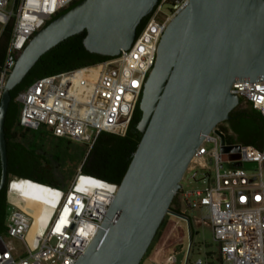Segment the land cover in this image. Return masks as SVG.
Here are the masks:
<instances>
[{
  "label": "built area",
  "instance_id": "obj_1",
  "mask_svg": "<svg viewBox=\"0 0 264 264\" xmlns=\"http://www.w3.org/2000/svg\"><path fill=\"white\" fill-rule=\"evenodd\" d=\"M79 1L0 0V35L12 23L0 67V98L30 39ZM187 5L188 0H158L128 50L94 65L36 80L15 99L20 105L18 126L81 144L87 154L101 133L124 137L155 64L162 35ZM230 92L264 121V81L233 83ZM221 136L225 147L238 150L221 153ZM205 145L212 147L206 149ZM233 155L238 159L230 160ZM245 164H255V168H244ZM186 175L200 187L184 190L181 185L177 208H173L178 213H172L200 214L199 221L207 222L218 246V264H264V145L256 149L226 141V134L217 126L195 151ZM23 180L12 177L7 183L6 237L0 236V264H75L100 230L118 185L84 175L80 169L65 192L25 180L49 198H57L43 229L28 241L34 218L20 208L25 202L12 191ZM29 200L38 204L35 198ZM7 239L19 243V248ZM152 264H176V258L156 256ZM184 264H189L188 258ZM193 264L216 262L206 258Z\"/></svg>",
  "mask_w": 264,
  "mask_h": 264
},
{
  "label": "water",
  "instance_id": "obj_2",
  "mask_svg": "<svg viewBox=\"0 0 264 264\" xmlns=\"http://www.w3.org/2000/svg\"><path fill=\"white\" fill-rule=\"evenodd\" d=\"M157 3L81 0L30 39L0 98V191L12 178L7 173L4 134L10 92L44 54L82 32L83 46L91 54L113 58L128 50ZM260 81H264V0H188L162 35L144 84L137 126L142 137L100 230L75 264H140L167 215L186 224L187 259L190 220L172 213L170 205L204 137L239 106V98L230 92L232 84ZM221 144V153L238 150L225 147L222 136Z\"/></svg>",
  "mask_w": 264,
  "mask_h": 264
},
{
  "label": "trees",
  "instance_id": "obj_3",
  "mask_svg": "<svg viewBox=\"0 0 264 264\" xmlns=\"http://www.w3.org/2000/svg\"><path fill=\"white\" fill-rule=\"evenodd\" d=\"M79 2L69 6L59 15L67 12ZM146 19L142 20L137 32L146 22ZM11 31L12 23L7 25L0 35V67L3 63ZM84 37L85 32H82L66 39L48 51L38 60L22 82L10 92L11 100L4 123L7 173L9 176L62 189L72 181L77 170L80 169V172L84 175L108 183L120 184L131 161L132 154L142 137L137 129L141 119L139 102L126 135L118 137L101 133L88 154L86 150L75 147L73 142L56 139L43 130H23L18 126L20 105L15 99L19 93L36 80L94 65L107 59L87 52L83 46ZM219 127L226 134V141L237 142L256 149H260L264 145V121L259 113L243 101H240L239 106L229 114V119L220 124ZM176 204L177 200L174 197L170 205L171 212L178 213L172 208ZM6 210V189H2L0 191V236L6 234ZM175 221L173 217L165 216L147 253L151 250L153 244L162 249L165 254L174 253L181 247L186 248L187 228L185 225L183 227L176 225ZM189 234L193 241V237L197 233L193 232L191 221ZM207 256H212V254L209 253ZM216 261L217 263L220 262L219 255Z\"/></svg>",
  "mask_w": 264,
  "mask_h": 264
},
{
  "label": "rangeland",
  "instance_id": "obj_4",
  "mask_svg": "<svg viewBox=\"0 0 264 264\" xmlns=\"http://www.w3.org/2000/svg\"><path fill=\"white\" fill-rule=\"evenodd\" d=\"M75 147L78 148H83L81 144L74 143ZM206 149H210L212 146L211 145H205ZM78 171V170H77ZM191 175H184L181 185L184 190H194L196 188H199L200 185L199 183L195 182L194 180L191 179ZM71 182L68 183V185L65 188H62V191H66L68 189V186L70 185ZM176 200H179L178 195L175 196ZM31 207L36 210L37 206L35 204H31ZM172 208H177V204L174 205ZM184 216L189 218L191 223H192V228L193 232H196L197 235L193 237V241L191 242V248L188 256V262L189 264L195 263L197 259H201L203 262L206 261V258L213 260L217 263V258H218V246L217 244L213 241V236L211 233V229L208 226L207 222L205 221L204 223H201L199 220L201 219L200 214L198 213H192V212H184ZM175 224L183 227L184 222H181L177 218H174ZM3 237H6V234L2 235ZM7 241L10 243L11 246H14L16 248H19V243H17L14 240L7 239ZM185 245L186 248H179L176 252L174 253H163L162 249H159L157 245L153 244L151 250L144 256L142 262L140 264H152L154 258L156 256H160L161 258L168 256V255H175L176 258V264H184L186 260V253H187V246H188V238H185ZM212 254V256H207V254Z\"/></svg>",
  "mask_w": 264,
  "mask_h": 264
},
{
  "label": "bare ground",
  "instance_id": "obj_5",
  "mask_svg": "<svg viewBox=\"0 0 264 264\" xmlns=\"http://www.w3.org/2000/svg\"><path fill=\"white\" fill-rule=\"evenodd\" d=\"M24 181L25 180L21 183L13 185L12 191H14L13 194L16 197L23 198L25 202V205L20 208L34 218V223L28 235V241H31L33 236L40 232L47 223L52 212L51 208L54 207L57 198H49V196L46 195L42 189L32 185V182L28 183ZM31 198L37 199L38 204L35 203L37 206L36 210L31 207V204H33V202L29 200Z\"/></svg>",
  "mask_w": 264,
  "mask_h": 264
}]
</instances>
